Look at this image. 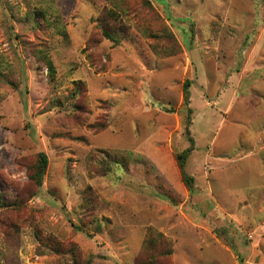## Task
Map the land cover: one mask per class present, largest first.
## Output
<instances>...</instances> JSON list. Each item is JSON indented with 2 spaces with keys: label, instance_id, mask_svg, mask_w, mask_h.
<instances>
[{
  "label": "rangeland",
  "instance_id": "obj_1",
  "mask_svg": "<svg viewBox=\"0 0 264 264\" xmlns=\"http://www.w3.org/2000/svg\"><path fill=\"white\" fill-rule=\"evenodd\" d=\"M0 193V264H264V0H0Z\"/></svg>",
  "mask_w": 264,
  "mask_h": 264
},
{
  "label": "trees",
  "instance_id": "obj_2",
  "mask_svg": "<svg viewBox=\"0 0 264 264\" xmlns=\"http://www.w3.org/2000/svg\"><path fill=\"white\" fill-rule=\"evenodd\" d=\"M115 16L116 14L114 11H109L107 15L101 17L102 19L101 18L98 19L97 22L99 21L100 23L99 27L101 28L102 35L106 39L118 45L120 44V39L117 36H114L113 32L110 29L106 28L107 23L110 20H112ZM44 59L47 62L51 82L52 81L54 82L55 72H56L55 66L52 63V61L49 60V58L45 57ZM189 98H190L189 84L187 83L186 88H185V103L187 105L189 104ZM188 112L190 114L192 113L191 110H188ZM188 119L190 121V115L188 116ZM189 121L187 124L186 132H187L189 141L191 143L190 144L191 146L189 149L177 155V161H178V165H179L183 180L192 194L194 192V179L191 176H189L186 172L187 161L194 149V140L193 138L190 137L189 127L191 125V122ZM48 166H49L48 156L45 153L39 154L38 162L32 167V172L30 174V180L39 188L43 186L45 175L48 170ZM1 197H3L2 193H0V209L6 207L5 201ZM158 243L160 244V247L163 249L161 250V252L158 250V247H159ZM144 249H145V252L148 254V256H150V260L146 264H156L158 261V258H162L167 261L170 259V257L173 254L172 246L169 242H166L164 239L158 238L152 235L150 238H147V240L145 241ZM150 251H154V252H150Z\"/></svg>",
  "mask_w": 264,
  "mask_h": 264
}]
</instances>
